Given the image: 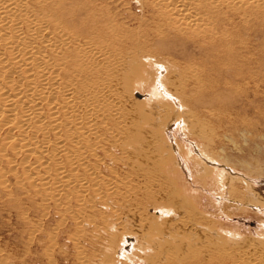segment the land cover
Returning a JSON list of instances; mask_svg holds the SVG:
<instances>
[{"label":"rangeland","instance_id":"1","mask_svg":"<svg viewBox=\"0 0 264 264\" xmlns=\"http://www.w3.org/2000/svg\"><path fill=\"white\" fill-rule=\"evenodd\" d=\"M94 4L112 17L115 46L119 41L137 44L143 53L160 61L167 59V64L177 59L184 65L202 56L188 43L174 44L173 50H156L153 14L145 0H60V6L74 13L77 21L85 18ZM254 27L248 48L233 54L234 61L218 77L211 75L220 84L218 102L186 106L179 99H167L166 106L180 114L192 112L201 128L208 130V137L194 132L195 125L182 115L181 123L166 127L164 121L153 126L140 123V128L131 129L125 138L127 129L116 127L108 115H102L105 126L100 124L83 140L87 150L84 162L91 171L86 177L87 190L77 194L60 190L52 200L45 199L26 179L37 172L34 156L26 161V151L16 155L15 143L0 151V264H159L164 246L158 241L165 238L156 232L172 234L166 230L168 224L163 225L160 210L170 206L177 210L178 203L203 217L221 242L264 240V22ZM74 29L80 30L83 38L100 39L98 29ZM145 63L165 81V66L149 60ZM180 74L182 67H176L173 75L177 79ZM189 78H182L188 84L186 91L191 87ZM149 87L136 86L133 97L127 94L126 102L132 109L148 110L152 102L148 101ZM2 141L3 136L0 147ZM154 149L155 159L151 160ZM150 164L157 172L144 175ZM227 176L235 177L232 184L237 188L230 194L226 191ZM54 181L52 176V191ZM148 181L153 185L142 187ZM161 194L169 198L170 206L146 202L147 197L157 195L159 199ZM189 236L184 241L191 242L186 243L199 241L198 235ZM169 240L166 248H176L186 262L187 249L177 248L173 244L178 243Z\"/></svg>","mask_w":264,"mask_h":264},{"label":"bare ground","instance_id":"2","mask_svg":"<svg viewBox=\"0 0 264 264\" xmlns=\"http://www.w3.org/2000/svg\"><path fill=\"white\" fill-rule=\"evenodd\" d=\"M145 3L153 14L152 31L158 38L156 50H173L174 44L188 43L202 56L184 65L176 62L177 59L167 64V59L151 57L137 44L129 46L119 41L115 46L112 17L95 4L85 18L77 21L74 13L62 8L64 3L60 6V0H0V137L3 136L0 151L15 143L16 155L26 151V161L34 156L33 168L37 172L26 175V179L45 199H54L60 190L67 194L87 190L86 177L91 171L84 162L87 150L83 140L92 136L97 126H105L102 115H108L107 119L116 127L127 129L123 132L125 138L131 129H139L140 123L153 126L164 121L166 127L176 121L181 123L182 115H187L191 125H195L194 132L208 137V130L201 128L200 120L192 112L180 114L166 106L167 99H179L186 106L217 101L220 84L215 83L218 79L212 78V73L218 77L234 61L233 54L248 48L247 41L253 36L255 24L264 22V0H145ZM76 26L100 30L99 41L83 38L80 30L75 31ZM182 50L187 52L185 48ZM145 60L167 68L165 81L148 70ZM176 67H182L177 79L173 75ZM186 77L191 82L188 91V84L182 80ZM136 86H150L148 101L152 102L146 111L142 108L135 111L126 102L127 94L133 97ZM149 141L144 142L150 144ZM150 154L154 160L155 149ZM145 170L144 175L157 172L152 164ZM52 176L54 193L49 183ZM234 178L227 176L225 185L229 194L237 189L232 184ZM151 181L141 183L142 187L152 186ZM157 195L146 196V202L171 205L169 198L161 194L158 199ZM165 208L160 214L163 225L168 224L166 230L172 234L156 232L165 238V242L158 241V245L164 246L159 264L181 261L182 264H264V240L242 238L238 242H221L194 209L180 203L177 210L172 206ZM190 234L198 235L199 241L186 243L191 242L184 241L191 238ZM167 239L178 243L173 246L187 249L186 262L176 248H166ZM143 244L148 247V241Z\"/></svg>","mask_w":264,"mask_h":264}]
</instances>
